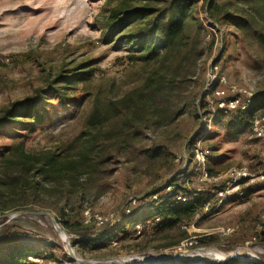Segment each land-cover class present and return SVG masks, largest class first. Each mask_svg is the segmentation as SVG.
I'll use <instances>...</instances> for the list:
<instances>
[{"label":"rangeland","instance_id":"obj_1","mask_svg":"<svg viewBox=\"0 0 264 264\" xmlns=\"http://www.w3.org/2000/svg\"><path fill=\"white\" fill-rule=\"evenodd\" d=\"M171 1L158 0L156 6L164 7ZM191 1L192 14L205 24L195 54L198 58H185L183 48L173 50L167 61L172 66L181 62L179 72L186 83L183 96L189 106L160 118L149 113L142 120V128L126 134L129 143L120 148L115 145L116 137L108 138L118 133V120L111 118L108 103L141 86L146 74L160 67L164 57L162 53L154 59L144 58L130 51L127 43L115 41L117 31H113L117 19L123 16L116 15L122 0H0V114L14 102H22L38 91L48 92L53 86H60L66 93L60 98L51 91L43 109L46 118L34 131L16 123L0 127V151L20 142L33 152L62 149L98 129L108 156L96 170L85 168L76 177L43 181L37 189L33 183L26 186V191L14 187L0 201V216L29 209L62 218L57 221L67 231L75 257L83 262L69 254L61 236L65 237L64 232H58L48 215L0 217V257L23 246L40 256L30 258L39 264H120L100 260L121 258L132 262L143 257H175L184 253L179 248L184 239L198 236V247L202 248L199 254L187 253L195 263H224L222 258L230 254L240 255L226 261L255 264L248 259L258 257L264 262V181L222 204L211 196L209 201L214 205L210 210L175 227L165 225L163 217L136 221L148 214L147 208L138 215L124 213L131 197L163 194L169 180L177 177L183 187L190 183L192 192H197L201 184L194 179L191 160L198 140L211 151L208 170L212 175L224 174L234 166L264 169L263 143L250 129L252 116L262 113L259 105L250 117L241 118L242 112L215 116L210 128L206 126L213 108L207 95L215 89L211 88L215 79L217 87L223 78L227 85L237 84L255 97H264L261 50L251 33L234 24H245L244 5L233 8L235 19H222L221 24L212 27L206 20L208 0ZM75 72L86 73L76 82L69 81L68 76ZM3 171L0 166V173ZM223 183L224 179L204 187L212 190ZM86 210L107 218L109 223L82 232L92 236L101 230L97 237L112 232V240L98 239L92 247L74 245L79 230L73 223L85 222ZM121 217H125L122 224L118 223ZM63 220H68L70 226L66 227ZM135 222L140 226L133 225ZM223 227L234 231L220 235L217 231ZM212 249L221 256L206 253Z\"/></svg>","mask_w":264,"mask_h":264},{"label":"trees","instance_id":"obj_2","mask_svg":"<svg viewBox=\"0 0 264 264\" xmlns=\"http://www.w3.org/2000/svg\"><path fill=\"white\" fill-rule=\"evenodd\" d=\"M135 1H138L139 4L135 5ZM157 1L122 0L123 6L120 10H117L116 15L122 14L123 16L117 19V30L113 31V34L117 31L115 41L127 43L130 51L140 53L144 58L154 59L162 53L164 54L163 60L161 59V66L155 68L153 72L147 73L141 86L132 90V92H126L120 98L110 100L108 103L107 108L112 111L111 118L118 120L116 126L118 133H114L108 138L116 137L115 145L120 148H125L129 143V136L126 134L132 133L133 130L136 133L137 130L142 128V120L149 113L153 117L160 118L172 110L182 111L189 106L186 97L183 96L186 83L179 72L182 67L181 62L172 66L167 61L169 55L175 49L184 48L185 58L196 56L200 43L199 38L205 30V24L201 18L192 14L193 3L191 0H172L164 7L156 6ZM240 4L244 5L242 15L245 24L242 25L238 21L234 24L241 31L246 29L248 33L252 34V38L258 43L264 62V0H208L205 7L207 25L216 27L215 24H221L222 19H235L237 16H235L233 8ZM192 28L195 30L192 31ZM209 45L212 49L214 39L211 40ZM84 73L86 72L72 73L68 76L70 77L69 81L80 80L79 76ZM214 84L217 86L218 81ZM61 89L60 86H53L48 92L38 91L36 95L29 96L22 102H14L0 114V127L16 123L22 129L29 132L34 131L37 125L43 123L46 118L43 109L48 95L54 92L60 98H64L66 93ZM257 105L262 110V113L259 114H264V97L260 95L255 97L254 94L249 107L245 111H239L242 112L241 118L252 116ZM198 106H200V103ZM81 138L82 136L75 143L68 144L62 149L58 147L57 149L33 152L25 148L24 142H20L12 145L5 152L0 151V166L4 167V171L0 173V201L14 187H20L26 191V186L29 187L33 183L34 188L37 189L39 184H43V181L76 177L85 168L98 169L108 157L105 155L106 147L100 141L102 139L101 131L96 129L86 138L83 137L82 140ZM76 147H78L77 150H74ZM71 150L75 153L70 154ZM167 184L174 188L171 196L162 195L158 200L155 211L148 210L147 215L136 221L149 219L150 217L160 219L163 217L165 225L175 227L201 212L204 204L209 201L211 196L216 199L212 188V190L193 194L188 202H179L176 196L179 192L185 190V187L181 185V180H178L177 177L169 180ZM1 211H4V209ZM140 211L141 208H135L128 216L138 215ZM62 212H64V208ZM57 220L61 221L62 218L58 217ZM124 220L125 217H121L118 223L122 224ZM63 221L66 227L70 226L68 220ZM73 224L79 230L77 233L78 238L73 242L74 245L92 247L96 245L95 242L98 239L103 242L112 240L115 237L112 232L97 237L98 234L102 233L101 230L94 232L92 236L82 232L86 228L96 227L97 225L94 223L81 221V223L74 222ZM133 225L137 226L138 223L135 222ZM99 227L103 228L104 226ZM31 257L39 258L40 256L33 250L18 246L10 250L8 255L0 257V264H39L31 260ZM148 264L208 263L173 261ZM217 264L239 263L236 260H227L224 263Z\"/></svg>","mask_w":264,"mask_h":264},{"label":"built area","instance_id":"obj_3","mask_svg":"<svg viewBox=\"0 0 264 264\" xmlns=\"http://www.w3.org/2000/svg\"><path fill=\"white\" fill-rule=\"evenodd\" d=\"M216 81L218 80L215 79ZM212 82L211 88H214L212 93L207 95L209 98V104L213 106L212 110L208 112V117L206 118L208 124V128H210V123L216 116H229L235 112L245 111L254 97V94L237 84L227 85L225 79L221 78V86H215V82ZM212 96V98H211ZM206 123V122H205ZM251 133L258 138L263 143L264 148V114H255L250 122ZM201 140H198L192 150V167L194 179H196L201 185L197 186V192L206 191L204 185L207 184H217L220 181L224 183L222 186H217L214 190V194L219 204H222L225 201L232 200L236 197H241L244 195L245 189L255 188L256 185L260 182L264 181V169L263 170H251L247 166H234L231 167L226 173L212 175L208 170L209 158L211 156V151L204 147L201 144ZM264 152V149H263ZM194 182H192L193 184ZM195 184V183H194ZM163 194H159V192H154L149 196H145L144 198L139 197H131L129 200L128 206L125 208V212L127 215L131 214L135 208H147L149 211L154 212L156 206L158 204V200L162 195L171 196L174 188L173 186L167 184V186L163 189ZM197 192H192L190 187V183H187V188L184 191L179 192L176 196V199L179 202H188L193 194ZM148 197L151 198L150 201H147ZM214 204H211L210 201H207L204 204L203 210L204 212L210 210V207ZM199 214V213H197ZM85 223H94L97 226H105L108 224L109 220L107 218H103L100 215H92L89 210L84 211ZM158 218V217H157ZM156 218V219H157ZM115 218H111V222L114 221ZM119 221V220H118ZM140 226L139 224L137 225ZM234 231L231 227H223L220 228L217 232L220 235H229ZM200 246V239L198 236H191L184 239L179 246L184 253L193 252L198 253L202 248ZM199 254V253H198ZM181 255V254H179ZM175 255V256H179ZM166 256V255H162ZM161 257V256H157ZM195 262L189 260L175 261V262ZM218 263V262H217ZM216 264V263H213Z\"/></svg>","mask_w":264,"mask_h":264},{"label":"water","instance_id":"obj_4","mask_svg":"<svg viewBox=\"0 0 264 264\" xmlns=\"http://www.w3.org/2000/svg\"><path fill=\"white\" fill-rule=\"evenodd\" d=\"M26 215H30V216H39V215H48L51 217V220H52V223L54 224V226L58 229V230H61L64 232V234L66 235V243H67V247H68V251H69V254L75 259L77 260L78 262H83L84 260L82 259H78L75 257V253H74V250L72 248V245L70 243V240H69V236L67 234V231L62 229L57 221V219L52 216L50 213H47L45 211H41V210H29V209H22V210H19L17 212H14V213H6V214H3L1 215L0 217H17V216H26ZM189 254H192L193 252H187ZM187 253H183L179 256H161V257H143L142 260L140 261H132V262H124V261H121L119 258H113L110 260V262H116V263H120V264H148V263H160V262H173V261H182V260H192L191 256H189V254ZM240 254L238 255H235V254H230L222 259H225L224 261H226V259H230L232 257H237L239 256ZM196 256V255H195ZM189 257V258H188ZM191 257V258H190ZM251 261L255 264H264L263 261L260 260V258L256 257V258H249L248 259V262ZM123 262V263H122Z\"/></svg>","mask_w":264,"mask_h":264},{"label":"bare ground","instance_id":"obj_5","mask_svg":"<svg viewBox=\"0 0 264 264\" xmlns=\"http://www.w3.org/2000/svg\"><path fill=\"white\" fill-rule=\"evenodd\" d=\"M57 229V228H56ZM61 230H58V232L61 234V232H60ZM61 236H62V238L64 239V240H66V235H65V237H63V235L61 234ZM258 250L260 251V252H262V248H258ZM242 250H239V251H237V252H241ZM251 252V251H250ZM206 253H208L209 255H212V253L213 254H215V255H217V256H219L220 255V253H219V251H216L215 252V250L214 249H212V250H207L206 251ZM221 256V255H220ZM224 257H226V256H224ZM120 260H121V258H119ZM143 258H140L139 260H137V261H140V260H142ZM132 260H134V259H132ZM101 262H104V263H109L110 262V260H100ZM122 261V260H121ZM134 262V261H133Z\"/></svg>","mask_w":264,"mask_h":264}]
</instances>
